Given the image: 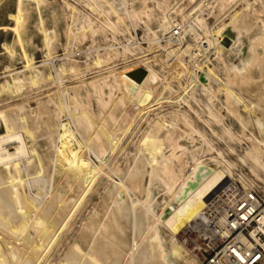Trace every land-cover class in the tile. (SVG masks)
<instances>
[{"label": "bare ground", "instance_id": "6f19581e", "mask_svg": "<svg viewBox=\"0 0 264 264\" xmlns=\"http://www.w3.org/2000/svg\"><path fill=\"white\" fill-rule=\"evenodd\" d=\"M89 17L90 45H110L89 52L124 61L106 68L109 108L90 96L106 78L49 65ZM0 72V102L54 86L0 107V264H199L176 231L229 182L264 184V0H0ZM169 98L170 113L151 105Z\"/></svg>", "mask_w": 264, "mask_h": 264}, {"label": "built area", "instance_id": "2783aa9c", "mask_svg": "<svg viewBox=\"0 0 264 264\" xmlns=\"http://www.w3.org/2000/svg\"><path fill=\"white\" fill-rule=\"evenodd\" d=\"M183 243L199 264H264V184L212 193L184 228Z\"/></svg>", "mask_w": 264, "mask_h": 264}, {"label": "rangeland", "instance_id": "374dc122", "mask_svg": "<svg viewBox=\"0 0 264 264\" xmlns=\"http://www.w3.org/2000/svg\"><path fill=\"white\" fill-rule=\"evenodd\" d=\"M60 2H62V1H60ZM77 7L80 8V5L78 4ZM89 19L91 20V22L86 24L87 26L85 28V32L87 34H86L84 40L79 44H75L74 48L71 50H61L62 48H59L56 52L55 58L50 60L49 65L52 68L51 69V73H52L53 70L57 71L58 64L62 65L63 62H65L67 60H73V61L77 62L78 64H80L81 68L85 70L83 73L84 76L82 77L85 81H91V82H93L94 86H100L99 80L106 78L109 75L107 73L106 68L109 66H114L115 74H119V72H121L123 69L122 66H123L124 61H116L115 62L113 60H109L107 62L100 63V64L97 62L96 57L98 54L95 55L94 53H90L89 51L90 50H96V49H102V48H105L106 46H110V45L107 43L100 45L99 47H94V46L90 45V42L92 41V36H94V34H92L90 32V29L92 28V26L93 27L96 26V22H94L93 17H89ZM132 34L137 41L140 39L139 40L140 48L145 50L150 42L148 41V43H147L146 42L147 40H141L143 37V31L141 30V28L139 26L135 27V29L132 30ZM136 40H134V42ZM150 44H153V42H151ZM152 47L154 48L155 45L153 44ZM153 48H151L150 51L145 52V54L148 55V57H150L151 53L154 51ZM40 60L42 61L40 53H37L36 54V62H40ZM130 60L132 61V59H129L126 62H129ZM133 60H134V58H133ZM156 65L157 64L155 63L153 65V67L158 68L159 65H157V67H156ZM18 67H20V65H18ZM0 75H1V72H0ZM164 76L165 77H163V78L165 79L166 82L168 81L172 84V86L179 88V85H178V82L176 81V78H174L170 72H167ZM171 77H173V78H171ZM110 80L111 79L106 80L107 83L104 85L103 91L101 90L98 92L96 90L97 88H94V89H92V92L90 94L92 100L94 99L98 103H103L104 106L107 108H109L112 104L117 102V101H114L113 96H114L115 91H116V93H119L120 87H121L120 85H114L112 83H108V81H110ZM74 82H75V79L71 78V76H67L63 79V83L68 88H74L76 86V84ZM49 84H50V82H46L43 84V86H38L37 81H36L32 85V90L30 92V95L28 96V100L23 101V102H19L18 99L2 101V102H0V107L4 106L6 104H11V103L17 102V101H18V103L15 106H21L24 104L27 105V102L31 101V100H37V101L44 100L47 98V95L49 94L48 90L51 89L50 91H54V89H53L54 86H49ZM133 89L134 88L132 86L131 91H133ZM96 92H98V94H103L104 92L109 93V95H110L109 100L106 103H104L103 100H99L98 97L95 96ZM178 93H183V91L181 89H178ZM135 94H136V92L134 91L132 98L135 97ZM171 97H175V94H173V96H171ZM171 99L172 98H169L167 100H163L162 102H160L158 104H157L156 100H153L151 102V105L153 108H156V107L159 108V111H161L163 114H167V113H170L173 109L177 108V104H174L171 101ZM73 106H75V104H73ZM181 107L182 106H180L179 108H181ZM116 123L117 122L113 123V127L116 126ZM199 124L201 125V123H199ZM130 130H131V128H129V130L127 131V134L130 132ZM136 131H139V129L135 130V133H137L136 135L139 136V133ZM206 131H207V135L210 136L211 135L210 131L207 128H206ZM45 137L46 136L40 137V138H38V140L44 142ZM125 137H126V135L124 136V134H123V139ZM216 144L223 147V143H221L219 141H217ZM132 152H131L129 157H131ZM232 159L235 160L234 157H232ZM258 183H260V182L254 183L251 187H253L255 184H258ZM233 184H237V185H240L241 187H243L242 184L240 183V181L236 180V181L229 182V185H227L224 189L230 188L231 185H233ZM245 190H247V189H245ZM100 193H103L102 189H100ZM99 200H100L99 195H95L91 199V201L88 202L87 207L83 212L84 217H89L93 213L94 206L99 202ZM83 223H84V221L81 222V226L83 225ZM183 233H184V228L181 231L180 230L176 231L175 236H177V238L176 237L175 238L177 239L178 242L183 243Z\"/></svg>", "mask_w": 264, "mask_h": 264}]
</instances>
